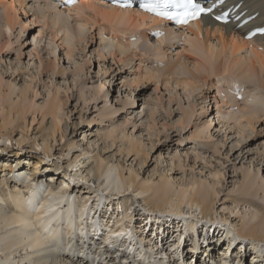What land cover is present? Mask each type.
<instances>
[{"label": "bare ground", "instance_id": "bare-ground-1", "mask_svg": "<svg viewBox=\"0 0 264 264\" xmlns=\"http://www.w3.org/2000/svg\"><path fill=\"white\" fill-rule=\"evenodd\" d=\"M43 1L45 6L40 7L41 11L32 13V23L42 21L49 26L52 37H57L68 50L85 37L83 26L98 30L100 56L105 53L102 45L109 42L112 46L108 54L118 57L120 62L125 61L126 50L139 40L146 46L144 53L154 49L153 57L161 61L167 50H171V41L182 38L188 46H184V53L177 51V59L166 62L161 73L150 66L152 60L147 61L149 66L138 79L155 80L160 76L161 80L175 81L177 85L199 83L201 87L208 86L207 89L215 86L214 103L227 104L235 110L228 113L245 119L250 128L264 117V35L252 41L241 38L252 25L264 24V0H229L230 4L242 1L238 11L257 13L249 25L241 28H235L232 23L216 25L203 17L184 30L171 29L137 10L112 7L103 0H79L66 11L52 0ZM26 5L27 0H0L7 28L23 23L19 14L26 15L28 10L20 9ZM51 10H55L54 15ZM151 27L164 30L163 36L154 39L156 46L147 30ZM130 36L137 41H130ZM110 39L113 43L108 41ZM167 39L169 42L165 45ZM258 45L263 49L259 50ZM190 53L198 57L190 59ZM140 62L147 63L145 59ZM178 70L184 73L183 77L174 76ZM213 76L215 81H212ZM232 83L253 84L263 94L251 89L253 93H247L250 97L244 93L239 101L229 92ZM27 89H22L15 103L10 101L5 106L6 100L0 99V151L7 152L0 154V264H244L240 255L231 263L226 262L229 255L225 247L231 246L230 254L239 253L240 244L235 243L238 235L252 241L251 259L246 264H264V208L252 214L257 220H245L239 227L220 217L218 221L231 225H226L231 231L226 234H231V239L225 237L220 241L222 234H218L222 230L217 227V235L211 229L208 235L206 228L203 232V227L191 222L214 218L215 193L201 180L190 183L194 190L189 194L186 190L174 192L168 179L143 182L138 178L139 172L125 169L119 162L107 160L99 153L89 155L84 148L70 158L79 144L70 138L63 140L65 132L60 125L58 96L48 100L41 113L40 125L36 128L40 132L38 136L24 137L22 129L29 131L25 124L27 113L33 114L32 123L41 108L28 101ZM224 91V96L228 95L226 99L220 95ZM47 115L51 124L44 132L42 123ZM18 128H21V136L14 138L12 133H18ZM107 134L112 136V132ZM129 146L136 154L140 152L132 139ZM43 173H47L46 176ZM9 180L14 181L15 186L10 187ZM256 181L246 174L241 191L246 195L254 194ZM151 213L177 220L166 221L165 232L157 231V222L164 220L155 217L156 222L152 223ZM148 227H151L149 231ZM189 235L193 237H184ZM210 235L215 238L211 240L215 242L212 247L223 242L227 245L219 247L217 253L210 251L204 239L206 236L209 239ZM229 240L234 244H228ZM195 252L199 256H195Z\"/></svg>", "mask_w": 264, "mask_h": 264}, {"label": "rangeland", "instance_id": "rangeland-1", "mask_svg": "<svg viewBox=\"0 0 264 264\" xmlns=\"http://www.w3.org/2000/svg\"><path fill=\"white\" fill-rule=\"evenodd\" d=\"M27 1L28 5L20 9L28 10L26 15H29L20 13L23 23L12 28L5 25L3 7H0V99L6 100L5 106L10 101L15 103L22 89L28 87L26 98L41 107L32 123L33 114L27 113L25 124L29 131L26 132L25 127L22 129L24 137L38 136L40 132L36 128L40 125V115L48 100L58 96L61 100L60 125L65 132L63 140L70 138L79 144L70 158L84 148L90 152L89 155L99 153L107 160L119 162L125 169L139 172L138 178L143 182L168 179L174 192L186 190L189 194L194 190L190 183L201 180L215 193L212 210L215 219H195L191 222L199 228L203 227V232L206 228L208 235L210 229L213 232L222 230L218 234H222L220 241L232 237L226 234L230 231L226 228L228 222L239 227L245 220H257L252 214L264 208V117L257 121L253 129L250 128L245 119L228 113L232 108H228L227 104L214 103L215 86L207 89L208 86L201 87L199 83L196 86L177 85L175 81L161 80L160 76L155 80L138 79L141 73L144 75L148 62L156 60L154 49L148 52L150 55L144 53L146 46L141 45L140 40L130 46L131 50H126L125 61L120 62L118 57L108 54L112 46L109 42L102 45L105 53L100 56L98 30L83 26L85 37L68 50L57 37H52L49 26L42 21L32 23V13L40 12V7L45 6L44 1ZM51 11L54 15L55 10ZM66 17H69L68 14ZM108 41L113 43L111 39ZM152 42L154 46L158 45L154 40ZM168 42L167 39L164 44ZM171 44V50L164 54L165 58L152 61L153 66L150 65L159 73L166 62L177 59V51L184 53V46L188 48L182 38L178 41L174 39ZM190 55V59L198 57ZM143 59L148 62H140ZM174 76L183 77L184 73L178 70ZM213 77L212 81H215ZM227 77L233 78L230 75ZM247 86L262 96V90L256 89L253 84ZM225 92L220 93L224 99L228 96H224ZM50 120L47 115L42 123L44 132L50 127ZM16 131L18 133H12L14 138L21 136V128ZM108 132H112V136H108ZM130 139L140 149L138 154L131 151ZM119 148L122 150L119 151ZM6 153L0 151L2 156ZM62 161L65 165L66 159ZM46 174L43 173V176ZM246 174L257 180L254 194L246 195L240 189ZM8 183L10 187L15 186L14 181L9 180ZM150 216L152 223L156 222L155 217L164 220L157 222V231L165 230L166 221L177 220L154 213ZM220 217L228 222L218 221ZM184 237L191 239L193 236ZM235 237V243L240 244L239 253L237 247L234 248L236 255L235 252L230 254L231 246L225 247L226 242L212 247L215 242L211 241L206 246L215 253L224 246L229 255L226 262L231 263L240 255L246 264L251 259L249 254L252 250L249 249L252 241L239 235ZM228 244L234 243L231 241Z\"/></svg>", "mask_w": 264, "mask_h": 264}, {"label": "snow or ice", "instance_id": "snow-or-ice-1", "mask_svg": "<svg viewBox=\"0 0 264 264\" xmlns=\"http://www.w3.org/2000/svg\"><path fill=\"white\" fill-rule=\"evenodd\" d=\"M163 2L167 3V2H169V0H163ZM200 11H202V10H200ZM160 14H163V13H160ZM184 15L185 16L191 15L193 18H195L196 16L199 15V11H194L191 13L185 12ZM184 22H186L184 19H178L177 20V23H184Z\"/></svg>", "mask_w": 264, "mask_h": 264}]
</instances>
